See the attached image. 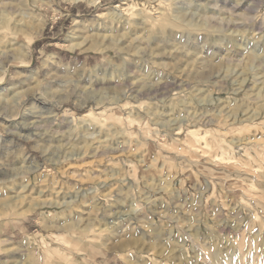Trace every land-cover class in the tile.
I'll return each instance as SVG.
<instances>
[{
	"label": "rangeland",
	"instance_id": "rangeland-1",
	"mask_svg": "<svg viewBox=\"0 0 264 264\" xmlns=\"http://www.w3.org/2000/svg\"><path fill=\"white\" fill-rule=\"evenodd\" d=\"M36 2L0 31V264H264V0Z\"/></svg>",
	"mask_w": 264,
	"mask_h": 264
},
{
	"label": "bare ground",
	"instance_id": "bare-ground-1",
	"mask_svg": "<svg viewBox=\"0 0 264 264\" xmlns=\"http://www.w3.org/2000/svg\"><path fill=\"white\" fill-rule=\"evenodd\" d=\"M77 1H79V0H77ZM91 1H93V0H91ZM22 2H25V4L24 3H22ZM21 2V0H16L15 2L13 1V0H0V6L2 7V9H0V31L1 32H5V31H9L10 32V34L13 36V38H15L16 39V37H18V34H20V32H21V29L23 28V27H21L22 26V24H20L21 23V21H22V19H23V14H24V12L22 13V11L25 9L26 10V8H28V9H31V8H34V5H32V4H34L35 2H36V0H24V1H22ZM37 3V2H36ZM33 6V7H32ZM118 6H116V8H117ZM118 9V12L120 13H122L123 12V9H121V8H117ZM22 10V11H21ZM116 10V9H115ZM20 14H22V18L21 19H15V17L16 18H19V16H20ZM25 15V14H24ZM111 15H114V14H111ZM110 15V16H111ZM25 17V16H24ZM112 17V16H111ZM115 17H116V15H115ZM25 19V18H24ZM114 19V18H113ZM24 28H26V27H24ZM28 28V27H27ZM80 28V27H79ZM78 28V29H79ZM23 30H26V29H23ZM22 30V31H23ZM77 30V29H76ZM31 31V30H30ZM27 32V31H26ZM75 32H77V31H75ZM32 33V32H31ZM30 34V33H29ZM78 34V33H77ZM25 35H27V33L25 34ZM70 35V34H69ZM74 35V34H73ZM5 36V35H4ZM29 36V35H28ZM73 37V36H72ZM1 38H3V37H1ZM5 38V37H4ZM78 38V37H77ZM77 38H75V39H77ZM14 39V40H15ZM32 39V38H31ZM71 39V38H70ZM2 40V39H1ZM68 40V39H67ZM83 42H84V40H83ZM1 44V43H0ZM80 45L82 44V43H79ZM24 46V45H23ZM26 46V45H25ZM72 46V45H71ZM68 47V46H67ZM81 47V46H80ZM82 49V48H81ZM21 50H23L22 48H21ZM25 51V50H24ZM83 52V51H82ZM46 62L48 63V61L46 60ZM87 115V114H86ZM88 116V115H87ZM84 117V116H83ZM203 144H205L204 142H203ZM1 151V150H0ZM3 154H5L4 152H2V153H0V155H2L3 156ZM227 154V153H226ZM7 157V156H6ZM3 158V157H2ZM226 158V157H225ZM250 194V193H249ZM250 196V195H249ZM253 196V195H252ZM252 196H250V197H252ZM255 197V196H254ZM256 198H258V196H256ZM262 198H263V196H262ZM254 199V198H253ZM260 199V198H259ZM264 200V199H263ZM253 202L255 201V200H252ZM260 201H261V199H260ZM262 202H264V201H262ZM256 204V203H255ZM254 204V205H255ZM135 235V234H134ZM137 239L138 238H135V239H132V241L131 240H129L128 239V241H126L127 242V244H135V242L137 241ZM131 242H133V243H131ZM259 244V246L261 247V252H260V257L264 260V239L262 238L261 239V241L258 243ZM197 246V245H196ZM197 248V247H196ZM202 251V250H201ZM202 254H200V256H199V259H198V262L200 263V264H223L222 262H220L219 261V259H218V252L216 251V249H212V250H208V252L206 251V252H201ZM243 254V253H242ZM197 255H199V254H197ZM240 257V256H239ZM69 259V258H68ZM67 260V259H66ZM231 260V259H230ZM234 260H236L235 258H234ZM225 263V262H224ZM233 263V262H232ZM232 263H230V264H232ZM66 264H68V263H66ZM234 264H246L244 261H239V262H237L236 261V263H234Z\"/></svg>",
	"mask_w": 264,
	"mask_h": 264
}]
</instances>
